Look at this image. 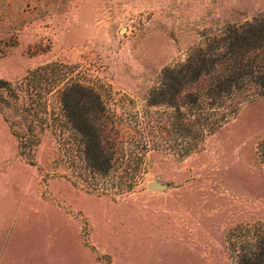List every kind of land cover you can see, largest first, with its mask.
<instances>
[{
  "label": "rangeland",
  "instance_id": "1",
  "mask_svg": "<svg viewBox=\"0 0 264 264\" xmlns=\"http://www.w3.org/2000/svg\"><path fill=\"white\" fill-rule=\"evenodd\" d=\"M263 13L264 0H0V264H239L255 250L264 96L191 110L202 85L188 75L181 96L148 102L166 70ZM78 88L105 108L107 172L67 120ZM157 176L170 186L150 188Z\"/></svg>",
  "mask_w": 264,
  "mask_h": 264
},
{
  "label": "trees",
  "instance_id": "2",
  "mask_svg": "<svg viewBox=\"0 0 264 264\" xmlns=\"http://www.w3.org/2000/svg\"><path fill=\"white\" fill-rule=\"evenodd\" d=\"M220 49L223 51L217 54ZM166 71L163 82L168 87H159L153 91V96H150L148 102L150 106L169 102L170 92L175 99L177 95L181 96L185 91L182 84L188 75H192L191 84L202 85L196 94L184 96L185 99L188 98L185 102H188L186 104L191 110L200 109L202 99L206 102L207 97V100H211L209 104L213 105V109L223 104V99H230V106L233 107L231 112L234 113L244 101L264 96V13L253 21L238 26L229 25L213 48L205 50L200 47L179 69ZM0 84L7 82L0 80ZM178 85L182 86L177 87ZM75 90L72 93L77 92L79 95H76L77 98L72 96L71 103L66 107L70 115L69 120L83 137L88 160L99 171L107 172L114 158V154L107 152L105 146L107 140L111 142L104 129L108 123H102L100 126L95 119L99 113L104 115L105 108L100 101L98 108L94 109L85 99L84 92L87 90ZM223 119L225 118H214L211 123L219 126ZM239 264H264V236L257 238L255 250L240 256Z\"/></svg>",
  "mask_w": 264,
  "mask_h": 264
},
{
  "label": "water",
  "instance_id": "3",
  "mask_svg": "<svg viewBox=\"0 0 264 264\" xmlns=\"http://www.w3.org/2000/svg\"><path fill=\"white\" fill-rule=\"evenodd\" d=\"M169 186V182L161 181L159 176L155 177V179L149 183V187L152 189L165 190Z\"/></svg>",
  "mask_w": 264,
  "mask_h": 264
},
{
  "label": "flooded vegetation",
  "instance_id": "4",
  "mask_svg": "<svg viewBox=\"0 0 264 264\" xmlns=\"http://www.w3.org/2000/svg\"><path fill=\"white\" fill-rule=\"evenodd\" d=\"M81 88H82V87H81ZM66 117H67V120L70 118L69 111L67 112Z\"/></svg>",
  "mask_w": 264,
  "mask_h": 264
}]
</instances>
